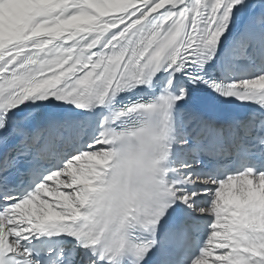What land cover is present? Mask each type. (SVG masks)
I'll use <instances>...</instances> for the list:
<instances>
[{
	"label": "snow or ice",
	"instance_id": "obj_1",
	"mask_svg": "<svg viewBox=\"0 0 264 264\" xmlns=\"http://www.w3.org/2000/svg\"><path fill=\"white\" fill-rule=\"evenodd\" d=\"M0 264H264V0H0Z\"/></svg>",
	"mask_w": 264,
	"mask_h": 264
}]
</instances>
